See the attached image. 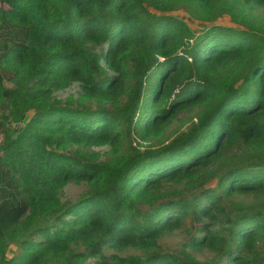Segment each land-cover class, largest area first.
I'll list each match as a JSON object with an SVG mask.
<instances>
[{
    "label": "trees",
    "instance_id": "obj_1",
    "mask_svg": "<svg viewBox=\"0 0 264 264\" xmlns=\"http://www.w3.org/2000/svg\"><path fill=\"white\" fill-rule=\"evenodd\" d=\"M256 6L0 0V264H264V207L227 212L264 195V38L241 9ZM73 84L81 105L55 99ZM197 106L170 141L125 143ZM70 182L87 189L63 200ZM184 225L181 249L160 247Z\"/></svg>",
    "mask_w": 264,
    "mask_h": 264
},
{
    "label": "rangeland",
    "instance_id": "obj_2",
    "mask_svg": "<svg viewBox=\"0 0 264 264\" xmlns=\"http://www.w3.org/2000/svg\"><path fill=\"white\" fill-rule=\"evenodd\" d=\"M243 10L245 17L253 22H255L256 26H260V35L264 38V7H257L255 9H252L250 7H241ZM178 15L180 17H183L185 21L188 23V25L197 30L199 27V20H194V18L190 17L187 13L179 11ZM254 18H259L260 20H254ZM234 17H230L228 15H223L219 18H217L214 22L216 24H221L225 26H238L242 27V24L235 23ZM232 20V21H231ZM88 48L92 51H96L98 53H103L105 50V47L102 45H89ZM55 99L57 101H60L61 103L68 104V105H81L80 100L78 98L77 94V84H73L70 88H67L65 90L57 91L55 92ZM204 106H197L191 110H182L180 111L175 117H173L168 123L167 126L164 128L161 134L158 136H153L152 138L148 140H142L138 137H131L128 140H126L125 143L132 142L133 145L141 147L145 146H158L161 145L167 141H170L174 136L178 135L180 132L184 130H189L194 125V120L196 119V116L203 111ZM12 126H14V123H12ZM2 139V135L0 134V141ZM66 152L70 153L71 155L77 154L78 148L76 147H68L66 148ZM106 153L105 151H102V154ZM213 185V183H211ZM87 189V186L85 184H80L76 182H70L60 193V196L63 198V200H74L78 196L82 195L84 191ZM229 202L227 204V212L231 213L234 210L233 206H252L255 208L264 207V195L261 194H236L232 197H230ZM188 238V230L187 226L184 225L180 229L174 230L170 233L163 234L158 239V244L161 248L165 249H172V250H179L183 247V244L186 242V239ZM11 248H14L11 246ZM188 251L194 256L197 260H208L211 259L215 253L206 248L203 247L201 249H192L188 247ZM129 252H132V250H127L123 252H118L119 255H124ZM222 264H233L231 262H228L226 259H223Z\"/></svg>",
    "mask_w": 264,
    "mask_h": 264
}]
</instances>
